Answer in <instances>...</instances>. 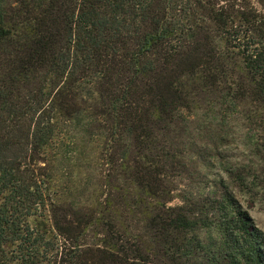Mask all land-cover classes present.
<instances>
[{"label":"trees","instance_id":"obj_1","mask_svg":"<svg viewBox=\"0 0 264 264\" xmlns=\"http://www.w3.org/2000/svg\"><path fill=\"white\" fill-rule=\"evenodd\" d=\"M248 181L264 0H0V264H264Z\"/></svg>","mask_w":264,"mask_h":264},{"label":"rangeland","instance_id":"obj_2","mask_svg":"<svg viewBox=\"0 0 264 264\" xmlns=\"http://www.w3.org/2000/svg\"><path fill=\"white\" fill-rule=\"evenodd\" d=\"M238 127H241L240 122L236 124ZM243 130V128H242ZM179 145H175L174 148L179 147ZM223 156L225 157V160L230 162H237L239 163V168L241 171H243L245 174L249 172L247 177L248 180L260 182L262 181V174L260 171L254 169V166L251 164V155L250 152H248V149L246 147V139L244 133L239 132L237 134V140L234 141V143H230L229 145L225 146L223 148ZM87 155H92V153H88ZM93 164V162L91 163ZM218 165L215 163L210 168H207L205 170L206 176L209 178H213L214 174L218 171L217 169ZM251 167V168H249ZM94 167L92 165L90 166L87 161L81 162L79 161L76 167H74V173L76 175L80 174L79 179L84 177L87 172H92V175L95 173L93 171ZM174 183L170 184L174 188L173 191H171L172 196H176L179 192V188L184 187L185 183L190 182V179L187 180V176L182 180L180 176L174 177ZM87 181V182H86ZM82 181L79 180V199L81 202L83 201L86 204H89L90 202H94L96 195L92 193V188L95 186V179L92 180H86ZM252 186L250 185L249 181L247 184V187L245 189V192L239 191L237 193V198L240 204L244 209H246L249 213V215L252 217L255 225L259 230H261L264 233V195L260 188L258 186H255L254 189H252ZM91 192L92 196L88 193ZM63 196V195H62ZM65 197H68L69 195H64ZM70 197V196H69ZM178 202V199L175 197L169 201L168 204H174Z\"/></svg>","mask_w":264,"mask_h":264}]
</instances>
